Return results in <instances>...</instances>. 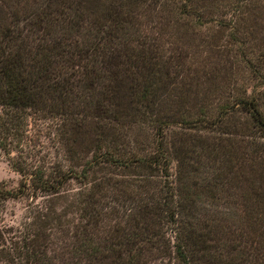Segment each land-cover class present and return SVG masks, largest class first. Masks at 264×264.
I'll return each mask as SVG.
<instances>
[{
	"label": "trees",
	"instance_id": "obj_1",
	"mask_svg": "<svg viewBox=\"0 0 264 264\" xmlns=\"http://www.w3.org/2000/svg\"><path fill=\"white\" fill-rule=\"evenodd\" d=\"M2 1L8 16L3 18L5 15L0 14V150L20 175V184L16 190L0 187V199L28 190L55 192L67 178L84 179L69 203L75 218L66 219V264H147L152 253L165 255L169 264H245L244 253L235 251L232 243L224 257H214L221 245L214 243L218 230L193 215L194 184L186 181L183 164L189 171L197 168L198 151L208 146L200 139H189L188 145L179 142L177 146L165 139L163 129L169 122L159 116L157 107L158 97L165 89H162L164 63L148 53L149 61L145 65L141 62L137 77L128 81L121 80L117 74L125 71L129 62L116 56L104 62L105 70L99 72L94 67L92 59L97 41L104 38L125 45L117 35L118 28L135 17L133 7L137 3L148 1ZM177 1L179 16L202 18L203 13L197 8L202 0ZM251 9L248 7L246 11ZM242 10L236 8L234 18H240ZM54 13L65 14V18H56ZM86 18L88 24L84 26ZM126 32L124 29L120 33ZM250 68L258 71L264 87V51L258 55L257 66ZM231 106L244 112L250 122L251 132L243 141L248 153L243 163L248 182L246 197L252 204L246 213V223L248 230L264 236V225L253 219L256 215L264 216V112L259 108L257 96L236 97ZM45 115L61 141L66 140L67 121L78 127L91 124L95 146L77 173L64 167L53 177L43 178L17 151L10 154L11 149L20 147L26 118ZM225 115L226 112L214 119L207 118L200 110L197 116L183 121L191 126L203 122L218 126L224 125ZM123 122L149 124L155 142L153 148L126 154L117 150L114 137L108 133ZM215 151L212 157L219 155ZM196 157L193 162L192 158ZM171 161L175 162L176 173L167 183ZM106 166L133 174V179L119 187L120 190L116 189L118 182H113L119 194L110 199L98 194L102 186L109 187L105 175L85 181L88 170ZM154 176L162 178L161 183L151 185ZM254 177L261 180L253 185ZM159 178L155 180L160 182ZM213 179L220 176L216 174ZM206 183L209 185H202L200 192L205 194L204 198L213 197L215 188L210 184L215 181ZM30 224L24 225L11 246L4 249L0 246V257L9 254V258H3L9 263L15 259L19 264H60L50 255L51 242L45 240L44 232L32 230ZM255 244L257 251H264V238Z\"/></svg>",
	"mask_w": 264,
	"mask_h": 264
},
{
	"label": "rangeland",
	"instance_id": "obj_2",
	"mask_svg": "<svg viewBox=\"0 0 264 264\" xmlns=\"http://www.w3.org/2000/svg\"><path fill=\"white\" fill-rule=\"evenodd\" d=\"M146 1L147 4H134L135 17L129 18L117 30V35L125 45L104 38L97 41L92 59L94 67L99 72L105 70L102 66L104 62L116 56L129 62L128 68L117 74L121 80L128 81L137 77L141 62L145 65L146 60L149 61L148 53L156 61L164 63L162 89H165L158 97L157 107L159 116L169 122L163 129L165 139L174 146L179 142L188 145L189 139H200L208 146L198 151L196 143L197 168L189 171L183 164V170L187 174L186 181L194 184L193 215L198 220H204L208 227L218 230L214 243L221 245L213 256L224 257L232 243L235 244V251L244 253L245 264L264 263V251H257L255 247V243H261L264 236L248 230L246 223V213L252 204L246 197L248 182L243 163L248 153L243 141L251 132L250 122L244 112L231 106L236 97L257 96L259 108L264 112L263 83L258 71L250 68L252 65L257 66L258 55L264 51V0H202V5L197 7L203 13L202 18L179 16L176 6L180 2L177 0ZM235 3L237 5L234 8ZM248 7L253 9L246 11ZM236 8L244 9L239 12L240 18H234ZM0 14L5 15L3 18L8 16L2 0ZM54 14L56 18H65V14ZM87 24L88 18L84 20V26ZM124 29L128 32L122 35L120 32ZM224 107H227L225 111ZM200 110L205 117L213 119L226 112L224 125L208 126L203 122L191 126V123L183 121V118L197 116ZM26 120L20 147L18 150L11 149L10 154L14 155L17 151L30 168L40 171L43 178L53 177L58 169L64 167L77 173L90 158L91 149L95 146V133L89 129L90 123L87 127H78L72 121H67L66 140L61 141L58 132L47 123L46 115L27 117ZM150 129L147 123L136 125L123 122L108 135L114 137L117 150L125 154L130 151L146 152L155 143L150 136ZM213 151L219 155L212 157ZM192 160L195 162L197 157ZM175 168V162L171 161L167 183L175 175ZM216 174L220 179H213ZM99 175L108 178L106 186L109 187L102 186L98 191L99 195L107 199L118 195L116 189L120 190L119 187H124L123 184L133 179V174L127 170L106 166L88 170L85 181ZM157 178L154 176L150 184L161 183L163 179L159 178V182L155 180ZM254 178L253 185L261 180L260 177ZM83 180L70 177L55 192L32 193L28 190L0 199L2 249L11 246L29 222L32 230H42L46 235L45 240L51 242L52 254H49L53 260L66 264V219L71 221L75 218L69 203L74 199L78 187L83 186ZM213 180L215 183L210 184L215 188L213 197L204 198L205 194L200 192V188ZM113 182L121 184L116 183L118 187L115 189ZM19 184L20 175L12 169L0 150V187L16 190ZM253 219L264 225V216L256 215ZM3 256L4 253L0 257V264H19L15 259L10 263L3 259L9 258V254ZM167 262L165 255L152 253L147 264H169Z\"/></svg>",
	"mask_w": 264,
	"mask_h": 264
}]
</instances>
